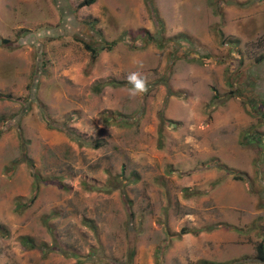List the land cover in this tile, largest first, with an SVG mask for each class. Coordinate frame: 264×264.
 I'll use <instances>...</instances> for the list:
<instances>
[{"label":"rangeland","instance_id":"rangeland-1","mask_svg":"<svg viewBox=\"0 0 264 264\" xmlns=\"http://www.w3.org/2000/svg\"><path fill=\"white\" fill-rule=\"evenodd\" d=\"M80 1L0 0L17 45L0 46V93L30 98L0 99V264H264V119L226 96L236 75L264 100V0H153L162 37L144 0ZM112 40L94 61L82 42ZM23 153L59 185L8 174Z\"/></svg>","mask_w":264,"mask_h":264},{"label":"trees","instance_id":"trees-1","mask_svg":"<svg viewBox=\"0 0 264 264\" xmlns=\"http://www.w3.org/2000/svg\"><path fill=\"white\" fill-rule=\"evenodd\" d=\"M95 0H81L78 4H77V7H83V6H87V5H90L92 3H94ZM144 3L146 5V8L147 10L150 12V14L152 15V17L155 19V22H156V25H157V30L159 33H161V37H162V34L164 32V23H163V20L162 18L160 17L159 13H158V10L157 8L155 7L154 5V2L153 0H144ZM236 4H241L240 2H236ZM222 13H220L221 15ZM26 29L24 28H20L18 29V31L16 32V38L17 39H20L23 37V34L26 33ZM144 37V39L146 38L147 34H142ZM180 37L182 39H185L187 38L185 35L183 36H179V37H176L174 40H177V39H180ZM83 42V45L86 49L90 50L91 53H92V60L94 61L95 58L97 57V54H98V51L99 49H106V50H110L114 44L116 43L115 40H112V41H103L101 44L102 45H99L96 46L97 43H89V42H85V41H82ZM177 44H180L177 43ZM2 45H6V46H9V47H16V42L14 40H10L9 38H5V37H1L0 38V46ZM134 47V46H133ZM99 48V49H98ZM196 57L197 59H202L203 57H210V55L208 53L204 54V55H201L199 53H196ZM199 59V60H200ZM264 59V55L261 56V59L262 60ZM32 76V74H31ZM33 80V76L31 78ZM237 76L234 75V76H228L227 77V83L229 85V90L227 91L226 93V96L229 97V98H232V97H242L244 96V101H248L249 103L250 102H254L253 104H257L258 105V110L261 112V115L264 119V100L263 98L260 96V94H257L256 91L254 90V87H253V84H252V79H249L246 83L245 82H238L237 83ZM32 82V81H31ZM163 83H166L165 82V79L164 81H162ZM112 84H114L113 81H111ZM32 89V86L31 84L28 85V90H31ZM0 99H8V100H11V101H16L18 102L19 104L23 105V104H26V103H29L30 102V98H29V94L27 93H23L22 96H19V97H15V96H12L11 94L9 93H0ZM163 116L160 115V128H159V132L161 134V126L163 125L165 119L162 118ZM171 122V121H169ZM3 133V129H0V135ZM257 136L259 138L262 139L263 136L261 135H258ZM242 139H243V136H242ZM241 139V142H243ZM98 146V145H96ZM19 162H24L25 165L28 167V170H29V174L32 175L35 179H36V182L38 183H44V184H57L55 182V180L50 177H43L39 171L36 169L35 167V164L33 162V160L28 157L25 153H23L22 155H20L17 159H15L10 168H7V173L8 174H11L12 171L16 168V166L19 164ZM224 170L226 171H229L231 169H229L228 167L224 166L223 168ZM232 177L234 179H243L244 177L238 173H234L233 172V175ZM263 178H264V170H263ZM59 185V184H57ZM35 191H37V188L35 189ZM36 196H37V193L34 192L33 194L30 195V197L24 201L23 203H19V207L20 208H26V207H29L36 199ZM51 216V215H50ZM48 218H50L48 216ZM48 218H45V220L47 221ZM220 225H223V223H216V224H208L206 226H203V227H200L198 228V230H196L195 232H198V231H201V230H204V231H212L214 229H216L217 227H219ZM190 232V229L186 228V227H182L179 232H178V236H181L183 234H186ZM0 233L1 235H7V230L5 228H1L0 227ZM21 243L23 245H25L26 247H29V248H41L42 250L44 249L43 248V243H39V244H35L33 242V240L28 237V236H22L21 237ZM49 249V248H48ZM132 250V249H131ZM44 251V250H43ZM133 251H130V256L133 255ZM256 254H257V259H259L261 262H264V235L262 236V238L260 239V242L256 245ZM81 262V261H79ZM201 264H233L231 261L229 262H216V261H213V262H209V261H202Z\"/></svg>","mask_w":264,"mask_h":264},{"label":"clouds","instance_id":"clouds-1","mask_svg":"<svg viewBox=\"0 0 264 264\" xmlns=\"http://www.w3.org/2000/svg\"><path fill=\"white\" fill-rule=\"evenodd\" d=\"M126 80L132 85V87L128 89L129 97L131 99H135L137 96L143 95L148 91L147 80L140 72L130 73L126 77Z\"/></svg>","mask_w":264,"mask_h":264}]
</instances>
